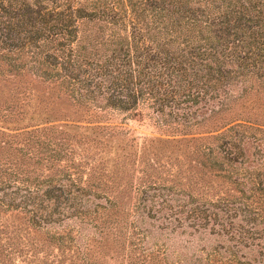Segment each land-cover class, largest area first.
Segmentation results:
<instances>
[{
	"label": "trees",
	"instance_id": "trees-1",
	"mask_svg": "<svg viewBox=\"0 0 264 264\" xmlns=\"http://www.w3.org/2000/svg\"><path fill=\"white\" fill-rule=\"evenodd\" d=\"M5 78L0 264H264L263 125L185 141L200 172L183 183L178 141L141 144L110 122L148 108L191 132L264 91V0H0ZM34 82L48 95L19 86ZM206 175L234 191L213 193ZM182 229L219 244L182 258L166 244Z\"/></svg>",
	"mask_w": 264,
	"mask_h": 264
},
{
	"label": "rangeland",
	"instance_id": "rangeland-1",
	"mask_svg": "<svg viewBox=\"0 0 264 264\" xmlns=\"http://www.w3.org/2000/svg\"><path fill=\"white\" fill-rule=\"evenodd\" d=\"M8 78H5L4 81L0 82V92L5 91L9 92L13 89V85L10 84L9 82H6ZM31 81L30 79L26 78L23 81ZM19 86L23 87H28L29 89H37L39 91H36L38 94H47L50 92L48 88H46L43 85H40L38 82H34V85H29L25 83L19 84ZM236 90L239 94L242 93L243 86L239 83L238 86H234L233 88ZM59 105H57L59 110L64 111L67 115H65L66 118L64 119H69L75 120H80L82 122V125H86L85 118H80L78 115H74L75 111L73 108H71L69 101H58ZM233 109L230 114H227L225 116H216L211 119L210 121H207V118L205 117V121H207L206 124L201 125L198 129H195L191 132H180L174 130V128H162L161 125L157 122L156 115L153 114V111L145 108V109H140L139 111H134L128 114H113L110 116V122L113 123L114 125H119L126 127L130 131L129 137H136L138 142L143 144L146 142H149V140H170L171 144H176V142L173 141H178L179 144H176L175 149H173L172 153H170V159L169 162L171 163L170 167H174V164H176L175 158H179V165L182 174L180 175V180L183 181V183L186 182V177L190 175H199L200 169L199 166L193 162L192 158H190L188 154V150L186 145L188 144L189 147H195L198 143L196 142H189L186 144L185 141H191L193 139H199L207 137L211 134H213L212 131L218 130L223 123H229L231 121H236V120H245L251 123L259 124L264 126V91L260 90V92H252L250 95H248L246 98H243L240 100L237 104L233 105ZM59 115V114H58ZM56 116V118H53V120H56L57 124L62 125L63 122L60 121V119L63 118H58L59 116ZM68 116H71V118H67ZM76 120V121H77ZM199 121H203L202 118L199 119ZM240 122V121H238ZM242 122V121H241ZM27 123V122H25ZM5 126L7 127L6 124H3L0 122V127ZM212 132V133H211ZM188 135H184L187 134ZM165 161H163L164 163ZM168 165V163H164ZM197 167V168H196ZM178 169V167H177ZM161 175V174H160ZM160 175H158L160 177ZM203 176V175H202ZM162 177L166 178V173H162ZM206 183L210 181L212 184L216 182L215 184V189L212 191L214 192H225V191H234V186L230 185L227 182L224 181H219L215 180L213 182V178H211L209 175L204 176ZM153 179H156V177L153 176ZM124 202L129 205L131 202L130 199H125ZM134 203V202H132ZM4 219H9L11 220L12 218H7L4 217ZM22 222H24L22 219H19ZM184 229L176 235L171 240H167L166 244L168 245L170 251H175L179 255L182 256V258H190L191 254L193 253V248L195 246L200 247V248H206L208 250H211L218 246L219 244V238L217 236L211 235L209 232L206 233V236H203L199 238L198 235L192 236L189 231L190 229H186V232ZM192 243L193 245H190ZM47 245V244H46ZM247 252V251H244ZM173 253V252H172ZM126 255V254H125ZM132 256H135L136 253H132ZM176 256V255H175ZM173 256L174 260L177 259V257ZM253 259H256L259 261V259L251 257ZM107 261V259H106ZM64 264H70L69 261H64ZM108 264H129V260L126 259V256L121 255L120 258L118 259H108L107 261ZM187 264L188 262H184ZM256 264H260L257 262Z\"/></svg>",
	"mask_w": 264,
	"mask_h": 264
}]
</instances>
